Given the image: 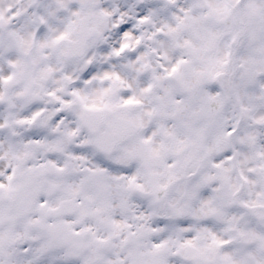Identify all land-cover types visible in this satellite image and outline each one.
Instances as JSON below:
<instances>
[{"label": "snow or ice", "instance_id": "snow-or-ice-1", "mask_svg": "<svg viewBox=\"0 0 264 264\" xmlns=\"http://www.w3.org/2000/svg\"><path fill=\"white\" fill-rule=\"evenodd\" d=\"M0 264H264V0H0Z\"/></svg>", "mask_w": 264, "mask_h": 264}]
</instances>
